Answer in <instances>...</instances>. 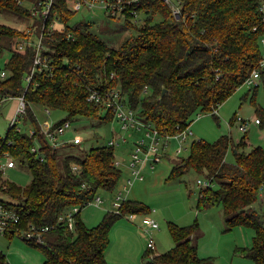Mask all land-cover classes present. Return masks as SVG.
I'll list each match as a JSON object with an SVG mask.
<instances>
[{
	"label": "trees",
	"instance_id": "obj_1",
	"mask_svg": "<svg viewBox=\"0 0 264 264\" xmlns=\"http://www.w3.org/2000/svg\"><path fill=\"white\" fill-rule=\"evenodd\" d=\"M38 1L0 0V13L33 16L40 22L30 33L0 23V58L4 50L11 53L3 69L7 75L0 79V98L23 97L26 114L19 121L30 123L35 130L31 136L19 130L18 123H10L7 132L0 134V155L8 152L26 161L32 173L27 187L6 181L3 188L11 201L5 203L19 212L23 229L52 226L43 232L42 244L23 237L42 250V264H110L106 251L114 223L127 214L149 213L150 207L126 199L118 211H109L99 224L88 226L82 209L96 200L100 189L114 190L121 179L116 143L90 147L83 156L68 152L61 158L59 147L43 134L35 111L44 107L65 112L66 118L54 123V128L73 118L111 120L116 116L113 109L101 101H89L88 95L91 90L116 87L126 108L152 123L163 138L175 135L196 116L218 110L259 66L264 58L261 0H175L178 14L167 0H96L95 6L100 4L110 15L121 13L126 26L137 30L119 47L102 39L89 23L69 24L76 11L71 0H54L46 20L34 16L26 6L27 2L38 6ZM114 5L122 9L113 11ZM33 35L35 39L42 35L45 61L27 81L37 53L34 41H29ZM22 38L30 43L21 49ZM256 112L262 125L264 108L258 107ZM217 113L213 115L219 120ZM246 138L236 144L230 134H221L214 141L193 140L189 155L173 165L167 181L180 179L190 170L209 180L199 192L198 210L222 205L229 229L253 228L252 245L238 246L236 251L254 264H264V214L254 207L264 188V147L241 151L250 144ZM166 141L160 149H166ZM34 146L37 151L32 150ZM231 146L235 162L226 160ZM75 207V227L70 229L59 218ZM197 226L196 222L183 226L169 221L174 247L162 253L147 248V264H214L210 257L199 255L193 242ZM16 233L20 232L14 228L5 235ZM0 264H9L1 250Z\"/></svg>",
	"mask_w": 264,
	"mask_h": 264
},
{
	"label": "rangeland",
	"instance_id": "obj_2",
	"mask_svg": "<svg viewBox=\"0 0 264 264\" xmlns=\"http://www.w3.org/2000/svg\"><path fill=\"white\" fill-rule=\"evenodd\" d=\"M170 1L174 4L177 2ZM26 6L33 8L31 2H27ZM0 23L30 33L40 22L33 16L23 17L5 11L0 13ZM80 23H89L92 31L114 47H119L126 39L137 33L135 27L126 26V20L121 13L110 15L100 4L93 8L84 4L80 10H76L69 24ZM39 37L35 39L33 35L29 41L36 43ZM27 40L22 38L21 42L24 43ZM261 49L264 57V35L261 40ZM10 54V51L4 50L0 58V72L3 71ZM256 85H258L257 89H255ZM17 101L11 98L0 102V134L4 135L7 132ZM258 107L264 108V79L257 80V84L244 83L239 87L219 107L217 113L219 120H216L213 111L196 116L190 125L192 135H189L182 144L183 149L178 155L180 142L174 138L167 139V145H164L166 149H160L163 155L161 161L154 166L151 163L144 165L142 179H135L131 160L135 142L145 136L144 130L125 129L116 116L111 120H104L102 117L70 120L71 126L60 136V140L65 142L58 146L62 153L61 158L68 152L83 156L90 147L109 144L114 139L116 161L120 163L119 167L122 169L121 179L114 190L102 188L97 192V197L100 196L103 202L99 205L91 202L82 209L81 216L84 222L88 226H96L107 212L118 211L119 206L126 199L139 200L150 207L149 213H135L136 221L131 220L130 215L127 214L114 223L110 231V244L106 251L110 264H147L149 257L145 256L144 252L148 248L147 242L150 235L148 236L141 225L145 216L159 223V228L152 231L156 243L155 253L165 252L175 245L168 228L169 221L183 226L196 222L198 226L192 239L201 257H210L209 262L214 264H254L251 258L236 251L238 246L252 245L253 228L236 226L229 229L222 205H212L198 210L199 192L203 187L198 184V179L204 180L203 175L190 170L180 179L167 181V178L179 158L189 155L190 145L195 139L214 141L221 134H230L236 144L246 135L250 144L240 148L241 151L249 152L255 146L264 147V123L260 125L255 122V118H260L256 112ZM37 110L35 112L42 123L45 121L56 123L67 116L60 110L50 109V115L46 113L44 107H39ZM238 116L250 120L246 132L239 128V123L236 121ZM233 117H235L234 123L231 122ZM31 126L30 123L18 121V127L24 132H29ZM76 136L82 139L78 144L72 143ZM164 139L166 141V138L162 137L161 143ZM65 144H69L68 147L62 148ZM234 149L231 146L227 152L228 162H235ZM14 160L16 166L0 175V200L4 202L11 201V197L3 188L6 181L15 182L22 187L29 186L32 181L28 163L17 158ZM129 179H134V182L129 189H125ZM254 207L259 213L264 214V188L260 190ZM23 236V232L16 233L12 237L0 233V250L6 254L9 264H42L45 258L42 250L29 244Z\"/></svg>",
	"mask_w": 264,
	"mask_h": 264
},
{
	"label": "built area",
	"instance_id": "obj_3",
	"mask_svg": "<svg viewBox=\"0 0 264 264\" xmlns=\"http://www.w3.org/2000/svg\"><path fill=\"white\" fill-rule=\"evenodd\" d=\"M96 0H71V8L73 10H80L84 4H87L90 7L95 6ZM134 0H131L133 2ZM169 3H171L174 13H179V7L176 6L174 3H172L170 0H167ZM54 0H39L38 6L33 5V8L31 9L32 14L34 16H40L41 18H44L45 20L49 16L51 9L53 7ZM261 11L263 13V20H264V0H261ZM113 11H120L122 9L121 5H114L112 6ZM72 39L74 38L73 35H69ZM28 43V41L22 42L20 44V48H24ZM37 49V53L35 56L34 66L32 68L31 73L26 77L27 81H30L32 79V75L36 69V66L38 65H44V59L41 55V48H42V35L38 38L37 42L34 43ZM264 73V58L261 60L258 67L254 68L251 72L250 76L247 78L245 83H248L250 85L257 84V80L261 79L262 75ZM7 75L6 71L0 72V79L5 78ZM6 97L0 98V102L6 100ZM89 101H101L104 106L113 109L116 117L122 122V127L125 129H136V130H144L145 136L140 138L137 143L134 146V150L132 152V160H131V167L133 168V174L136 178H143L142 175V168L144 165L151 163L152 166L155 165V163L161 161L162 154L160 153V145H161V134L159 133V130L154 127V125L143 118L139 116V114L130 108H126L122 102L121 98V90L119 88H110L106 89L105 91L100 90H91L88 95ZM45 111L48 115L51 114L50 108H45ZM217 110L214 109L213 113H216ZM26 114V104L23 97L18 98V106L16 108L15 114L11 120V124L14 125L18 123L19 119H21ZM236 121L239 123V128L242 131H247L248 124L250 120L244 119L240 116L236 118ZM235 122V120H234ZM255 122L260 124V118H255ZM71 126L70 120L65 121L63 124L59 125L58 127L54 128V123L51 121H45L44 123L41 122V130L45 137L49 140V142L55 146L58 147L60 144H63L65 142H62L60 140V136L65 133L66 129ZM19 130H22L20 127H18ZM35 130L33 128L30 129L29 135H34ZM189 135H192V131L190 129V126L187 127L185 130L175 134V135H166L164 138L167 139H177L180 142V147L177 150V153H180L183 149L182 144ZM82 141V139L79 136H76L73 138L72 143L78 144ZM116 141L113 139L110 141V144H115ZM167 145V141L165 142ZM38 146L33 147V151H37ZM141 154L143 156L141 157ZM117 164H119L118 161H116ZM16 166L14 158L10 155V153L5 152L2 155H0V175L4 173L7 169L13 168ZM134 179H129L128 184L125 185V189H129V187L133 184ZM198 182L203 186L209 185V180H201L199 179ZM121 194V192H120ZM96 205H99L103 202V199L98 196L95 201H93ZM92 202V203H93ZM78 211V207H75L72 211L69 213L63 214L60 216V221H65V223L68 225L70 229H74L75 227V219H74V213ZM131 219L136 218V214L130 215ZM20 223V214L19 212L9 206L7 203L0 200V233L5 234L7 230L11 229H18L20 233L23 232V237L27 239L34 240L38 243H44L43 239V232L49 230L52 226H44V227H36L35 225H30L28 229H23L19 225ZM143 225L146 227V230L148 231V242L147 246L149 249H152L153 251L156 249V243L152 236V231L154 229L159 228V223L152 219L149 216H145L142 219Z\"/></svg>",
	"mask_w": 264,
	"mask_h": 264
},
{
	"label": "crops",
	"instance_id": "obj_4",
	"mask_svg": "<svg viewBox=\"0 0 264 264\" xmlns=\"http://www.w3.org/2000/svg\"><path fill=\"white\" fill-rule=\"evenodd\" d=\"M17 106H18V103H17V105H16V108H17ZM218 110H219V108H218ZM218 110H217V111H218ZM15 111H16V109H15ZM260 125H261V123H260ZM232 137H233V136H232ZM233 140H234V138H233ZM178 154H179V153H177V155H178ZM136 219H137V218H134V219H131V220H135V221H136ZM141 225H142V227L144 226L142 222H141ZM143 228H144V227H143ZM144 230H145V229H144ZM155 230H156V229H155ZM155 250H156V249H155ZM155 250H154V251H155ZM145 251H146V250H145ZM144 253H145V252H144ZM106 254H107V252H106Z\"/></svg>",
	"mask_w": 264,
	"mask_h": 264
}]
</instances>
